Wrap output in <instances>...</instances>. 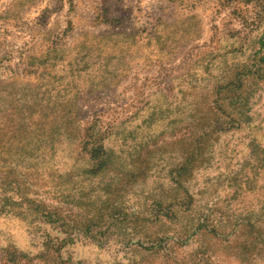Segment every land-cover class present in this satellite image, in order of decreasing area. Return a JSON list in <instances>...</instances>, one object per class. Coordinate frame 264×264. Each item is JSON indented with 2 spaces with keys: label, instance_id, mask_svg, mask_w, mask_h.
I'll return each mask as SVG.
<instances>
[{
  "label": "rangeland",
  "instance_id": "1",
  "mask_svg": "<svg viewBox=\"0 0 264 264\" xmlns=\"http://www.w3.org/2000/svg\"><path fill=\"white\" fill-rule=\"evenodd\" d=\"M0 264H264V0H0Z\"/></svg>",
  "mask_w": 264,
  "mask_h": 264
}]
</instances>
